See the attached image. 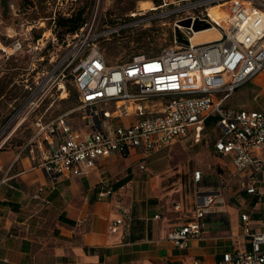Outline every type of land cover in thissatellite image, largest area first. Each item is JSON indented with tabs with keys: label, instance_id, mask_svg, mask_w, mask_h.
<instances>
[{
	"label": "built area",
	"instance_id": "built-area-1",
	"mask_svg": "<svg viewBox=\"0 0 264 264\" xmlns=\"http://www.w3.org/2000/svg\"><path fill=\"white\" fill-rule=\"evenodd\" d=\"M219 2L229 4V8L222 18H211L209 7ZM169 3L163 1L150 10ZM174 3L166 15L186 13L175 25L185 30L187 42L163 47L153 55L137 54L110 63L101 45L119 32L136 27L143 19L154 18L144 11L130 12L127 20L110 22L94 13L67 34L61 42L62 52L34 82V88L29 87L28 96L16 112L29 111L33 100L49 87L56 85L65 91V79L70 76L82 113L77 123L70 110L50 119L36 118L34 132L24 148L38 150L37 165L56 181L59 176L86 173L101 158H126L132 153L149 156L190 131L194 141H199L206 120L214 116L219 131L215 150L230 156L234 166V171L219 176L220 185L238 176L242 189L255 196V204L260 206L257 218L240 212L241 232L248 247L224 253L223 262L264 264V107L226 106L238 86L264 70V0ZM185 19L189 25L177 24ZM196 19L205 21L207 26L195 29ZM208 28L218 35L195 42V32ZM21 48L17 41L10 49L13 53ZM201 176L200 170H194L195 181H200ZM110 193L111 188L106 185L98 197ZM220 196L219 189H198L191 219L171 229L167 239L179 249L187 248L192 239L204 232L207 215L222 200ZM174 207L180 209L181 203ZM109 231L129 234L127 210L111 221ZM181 264L204 263L194 258Z\"/></svg>",
	"mask_w": 264,
	"mask_h": 264
},
{
	"label": "crops",
	"instance_id": "crops-1",
	"mask_svg": "<svg viewBox=\"0 0 264 264\" xmlns=\"http://www.w3.org/2000/svg\"><path fill=\"white\" fill-rule=\"evenodd\" d=\"M233 93L247 94L235 108L264 107V70ZM207 120L199 141H194L190 131L149 156L132 153L126 158H101L86 173L59 176L56 181L37 165L36 148H24V143L0 145V264H181L194 258L204 264H230L223 262L224 253L248 247L240 212L257 218L260 206L255 204V196L242 189L238 176L220 185L219 176L225 177L234 166L230 156L215 150L216 123L211 144L215 155L205 154L214 168L210 174L195 168L202 173L198 182L194 170L191 172L193 193H180L177 199L174 192L163 191L160 177L150 174L162 164L155 154L168 146L189 143L191 148L199 147L193 153L199 156L202 146L196 144L206 136ZM106 185L111 193L99 198ZM198 189H219L222 200L207 215L202 235L179 249L167 239V233L191 219ZM177 202L180 209L174 207ZM123 209L129 214L127 236L109 231V224Z\"/></svg>",
	"mask_w": 264,
	"mask_h": 264
},
{
	"label": "rangeland",
	"instance_id": "rangeland-1",
	"mask_svg": "<svg viewBox=\"0 0 264 264\" xmlns=\"http://www.w3.org/2000/svg\"><path fill=\"white\" fill-rule=\"evenodd\" d=\"M163 1L170 3L157 10H150ZM176 1L0 0V145L7 147L25 143L32 136L38 117L50 119L70 110L74 122L79 120L82 111L78 110L76 92L70 76L65 79V91L56 85L49 87L44 94L33 100L29 111L21 114L16 112L28 96L29 87L34 88V82L40 79L44 70L52 66L53 60L63 50L62 41L56 35L57 16H70L80 8H84V20L91 19L94 13L109 22L127 20L130 12L137 11L154 16L151 20L143 19L136 27L119 32L110 40L101 43L107 60L114 63L128 60L137 54L153 55L163 47L186 43L185 30L175 25L176 20L186 13L166 15ZM143 2L149 3L148 8H140ZM228 5H225L226 9L229 8ZM217 12L218 16L215 18H222L224 10ZM178 23L186 26L189 20H180ZM205 26V21L196 19L194 22L195 29ZM217 35L214 30L206 31L198 34L194 41L212 39ZM17 41L21 42L22 48L12 53L10 48ZM246 95L233 93L227 100V106H240L241 99ZM216 120L214 116L207 120L208 131L206 129L204 132L206 136L196 144L202 146L199 156L193 154L199 147L191 148L189 143H177L155 154V157L161 158L162 164L153 167L150 174L160 177L164 192H174L177 199L180 193L190 195L193 193L191 172L197 167L205 174L212 172L214 165L209 157L215 155L211 144L215 137L212 129ZM205 154L209 155L206 159Z\"/></svg>",
	"mask_w": 264,
	"mask_h": 264
},
{
	"label": "trees",
	"instance_id": "trees-1",
	"mask_svg": "<svg viewBox=\"0 0 264 264\" xmlns=\"http://www.w3.org/2000/svg\"><path fill=\"white\" fill-rule=\"evenodd\" d=\"M83 13L84 8H80L70 16H57L55 19V24L58 28L56 35L61 41L65 39L67 34L74 32L84 22Z\"/></svg>",
	"mask_w": 264,
	"mask_h": 264
},
{
	"label": "bare ground",
	"instance_id": "bare-ground-1",
	"mask_svg": "<svg viewBox=\"0 0 264 264\" xmlns=\"http://www.w3.org/2000/svg\"><path fill=\"white\" fill-rule=\"evenodd\" d=\"M225 5H226V3H224V2H219V3H216V4L210 5L208 12H209V15L211 16V18H215L216 15L218 16V12H217L218 10H224V12H223V16H224L226 14ZM148 6H149L148 2H143V3H141L140 8L141 9H146V8H148ZM188 25H189V23H188ZM180 26H183V24H180ZM206 31H210V29L208 28V29H205V30H202V31H199V32H195L194 39H195V37L198 34L204 33Z\"/></svg>",
	"mask_w": 264,
	"mask_h": 264
}]
</instances>
